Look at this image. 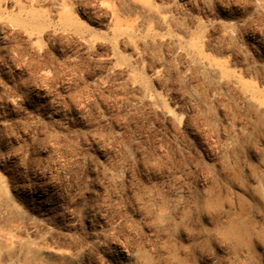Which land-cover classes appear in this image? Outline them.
I'll use <instances>...</instances> for the list:
<instances>
[{"label": "rangeland", "instance_id": "rangeland-1", "mask_svg": "<svg viewBox=\"0 0 264 264\" xmlns=\"http://www.w3.org/2000/svg\"><path fill=\"white\" fill-rule=\"evenodd\" d=\"M0 25V264H264V0H0ZM208 188L247 195L248 245L164 228Z\"/></svg>", "mask_w": 264, "mask_h": 264}, {"label": "bare ground", "instance_id": "bare-ground-1", "mask_svg": "<svg viewBox=\"0 0 264 264\" xmlns=\"http://www.w3.org/2000/svg\"><path fill=\"white\" fill-rule=\"evenodd\" d=\"M2 29L3 27L0 25V30ZM246 196L244 194H223L220 190L208 188L196 194L187 202L179 201L171 207L167 206L174 214L176 220H169L166 225V223L164 224L165 217H161L158 219L159 225L162 226L164 224L166 230L176 235L178 231L181 233L185 232L191 224L201 221L202 224H209V227L203 225L201 228L202 237H199L201 239L199 240L200 244L208 239L223 238L234 241L239 245H248L246 238L251 234L250 226L237 220L236 216V214L242 215L246 210L249 204ZM4 197L5 194L0 187V201ZM31 198L33 202L39 205H46V193L39 187L31 191ZM250 199L254 200L261 208H264V198L250 197ZM195 247L189 250L181 247L180 251L168 252L166 258L168 261L162 262V264H198L197 258L194 257ZM118 249L123 256H129L124 247H119ZM15 251L14 248L13 253ZM47 255L41 248H26L16 264H50L45 261ZM67 264H79V262L69 260ZM141 264L151 263L142 262Z\"/></svg>", "mask_w": 264, "mask_h": 264}]
</instances>
